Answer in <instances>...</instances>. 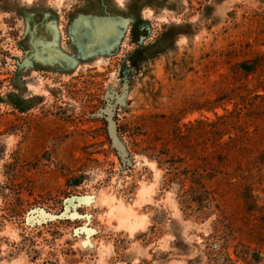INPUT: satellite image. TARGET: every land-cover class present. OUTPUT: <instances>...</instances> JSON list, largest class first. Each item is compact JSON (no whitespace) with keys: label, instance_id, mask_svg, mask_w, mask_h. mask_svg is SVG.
<instances>
[{"label":"rangeland","instance_id":"obj_1","mask_svg":"<svg viewBox=\"0 0 264 264\" xmlns=\"http://www.w3.org/2000/svg\"><path fill=\"white\" fill-rule=\"evenodd\" d=\"M0 264H264V0H0Z\"/></svg>","mask_w":264,"mask_h":264},{"label":"water","instance_id":"obj_2","mask_svg":"<svg viewBox=\"0 0 264 264\" xmlns=\"http://www.w3.org/2000/svg\"><path fill=\"white\" fill-rule=\"evenodd\" d=\"M106 120H107V129H108V134L111 139L113 147L116 149L118 153L121 155H126L127 154V147L123 143L119 132H118V127L117 124L114 120V111L113 108H110L106 112Z\"/></svg>","mask_w":264,"mask_h":264},{"label":"bare ground","instance_id":"obj_3","mask_svg":"<svg viewBox=\"0 0 264 264\" xmlns=\"http://www.w3.org/2000/svg\"><path fill=\"white\" fill-rule=\"evenodd\" d=\"M117 209V211H118V214L119 213H124L125 214V217H123L122 218V216L120 217V219H121V221H125V220H129L128 218H127V216L129 215V212H128V210L123 206V205H120V206H118V207H116L115 208V210ZM127 218V219H126ZM128 222V221H127Z\"/></svg>","mask_w":264,"mask_h":264}]
</instances>
